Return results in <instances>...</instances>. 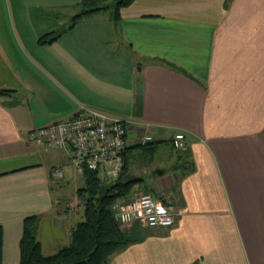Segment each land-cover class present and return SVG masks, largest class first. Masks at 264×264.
I'll list each match as a JSON object with an SVG mask.
<instances>
[{
  "label": "crops",
  "instance_id": "0c3cea01",
  "mask_svg": "<svg viewBox=\"0 0 264 264\" xmlns=\"http://www.w3.org/2000/svg\"><path fill=\"white\" fill-rule=\"evenodd\" d=\"M79 2L0 0L3 264H19L25 218L44 255L84 219L64 150L26 134L85 108L127 122L126 173L141 180L120 199L150 192L175 212L166 228L120 224L129 242L108 264H264V0H134L72 24Z\"/></svg>",
  "mask_w": 264,
  "mask_h": 264
},
{
  "label": "built area",
  "instance_id": "2783aa9c",
  "mask_svg": "<svg viewBox=\"0 0 264 264\" xmlns=\"http://www.w3.org/2000/svg\"><path fill=\"white\" fill-rule=\"evenodd\" d=\"M126 123L120 118L85 108L70 117L30 130L26 138L43 148L63 149L74 177L82 178L88 170H100L112 181L118 178L124 166L128 146ZM152 141L151 134H143L136 143L145 146ZM171 145L175 150L187 149L183 132L173 134ZM52 176L54 181L63 177L61 166L53 168ZM112 211L121 225L138 219L143 226L150 228L170 227L175 217L173 204L162 202L150 192L140 193L128 202L118 199L113 203Z\"/></svg>",
  "mask_w": 264,
  "mask_h": 264
},
{
  "label": "trees",
  "instance_id": "16d2710c",
  "mask_svg": "<svg viewBox=\"0 0 264 264\" xmlns=\"http://www.w3.org/2000/svg\"><path fill=\"white\" fill-rule=\"evenodd\" d=\"M134 0H80L79 12L72 18V24L84 16L100 10H111L113 19L119 18L120 9L130 5ZM47 40H50L49 38ZM40 42L45 41L40 38ZM13 90L0 88V96L9 95ZM155 142L145 146H138L142 153L151 152ZM127 151L124 155V166L115 182V186L103 193L99 186L104 184L98 176L99 170L85 171L84 184L80 186L76 194L83 203L84 219L71 229L69 242L50 255H44L41 244L37 238L35 217L25 218L23 232L19 241V264H108L109 257L117 250L126 246L129 239L126 238L121 225L115 220L112 205L116 200L125 197L133 185L123 183L122 176L129 169ZM187 173L194 168L189 159L183 164ZM0 264L2 262V231L0 228Z\"/></svg>",
  "mask_w": 264,
  "mask_h": 264
},
{
  "label": "water",
  "instance_id": "95a60500",
  "mask_svg": "<svg viewBox=\"0 0 264 264\" xmlns=\"http://www.w3.org/2000/svg\"><path fill=\"white\" fill-rule=\"evenodd\" d=\"M156 173L160 174L161 170L156 169ZM141 180V177L133 174V173H125L122 176V182L123 183H131V182H135V181H139ZM115 186V182L112 183H108V184H100L99 188L103 193H106L109 189L113 188Z\"/></svg>",
  "mask_w": 264,
  "mask_h": 264
},
{
  "label": "rangeland",
  "instance_id": "374dc122",
  "mask_svg": "<svg viewBox=\"0 0 264 264\" xmlns=\"http://www.w3.org/2000/svg\"><path fill=\"white\" fill-rule=\"evenodd\" d=\"M113 0H109V4L112 2ZM72 14H74V13H76V12H71ZM65 15V14H64ZM69 14L67 13L65 16V21H66V23H67V21H68V19H70L71 18V16H68ZM167 153H168V151H166ZM166 153V154H167ZM179 154L180 153H182L181 151H179L178 152ZM178 153H176V154H178ZM156 159H158V158H156ZM159 161H157L156 163H158ZM155 162L153 163V164H156ZM143 170H144V172H146L147 170H145V168L143 169V168H139V169H137V173H141V174H144L143 173ZM101 174H102V172H100ZM79 183V182H78ZM84 184V182H82V184L81 185H79V184H77L76 186V189H78L80 186H82ZM77 190H75V192H76ZM142 193H144V192H142ZM72 202L74 203V204H76V202H79V203H82V201H81V199L80 198H78V196H77V194H76V197H75V200L74 199H72ZM73 204V205H74ZM74 207V206H73Z\"/></svg>",
  "mask_w": 264,
  "mask_h": 264
}]
</instances>
